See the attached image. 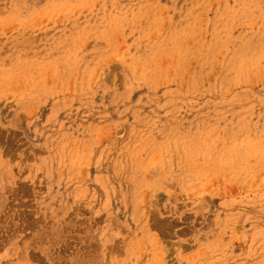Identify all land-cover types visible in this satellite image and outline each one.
<instances>
[{
  "label": "rangeland",
  "instance_id": "obj_1",
  "mask_svg": "<svg viewBox=\"0 0 264 264\" xmlns=\"http://www.w3.org/2000/svg\"><path fill=\"white\" fill-rule=\"evenodd\" d=\"M0 264H264V0H0Z\"/></svg>",
  "mask_w": 264,
  "mask_h": 264
}]
</instances>
